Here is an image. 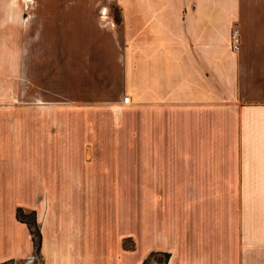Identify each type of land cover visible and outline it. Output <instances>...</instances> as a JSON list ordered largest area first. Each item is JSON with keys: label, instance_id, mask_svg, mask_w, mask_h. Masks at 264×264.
<instances>
[{"label": "crops", "instance_id": "obj_1", "mask_svg": "<svg viewBox=\"0 0 264 264\" xmlns=\"http://www.w3.org/2000/svg\"><path fill=\"white\" fill-rule=\"evenodd\" d=\"M23 3L0 264L33 261L18 207L38 212L36 264H264V0Z\"/></svg>", "mask_w": 264, "mask_h": 264}, {"label": "rangeland", "instance_id": "obj_2", "mask_svg": "<svg viewBox=\"0 0 264 264\" xmlns=\"http://www.w3.org/2000/svg\"><path fill=\"white\" fill-rule=\"evenodd\" d=\"M23 2L24 0H0V45L3 44V48L0 50V93L2 94V96L10 95L9 86L12 87V91L22 88V83L19 84L18 81L20 77L19 76L20 73L18 71L19 66L9 67L7 66V63H8V59L10 58V55H16V56L20 55L22 56L21 59H23L22 49L18 50V46L15 45L16 51H14L13 47H11L12 43L20 44L23 42L24 27L30 26V22L27 21V19L23 18L22 16L24 12ZM111 11L113 14L116 11V13L120 15L119 8L116 5H112ZM16 59H18V57H16ZM14 63H16V61H14ZM20 69H22V67ZM9 70L12 71V74L8 76ZM13 71H15V74ZM12 93L13 92H11V94ZM22 101H23L22 98L20 99L10 98V100L8 98L0 99V102H10V103L14 102L16 104H19ZM127 197H128L127 218L130 221L135 219V202H134L135 196H127ZM33 210L35 212H33ZM25 212L26 213L33 212L34 214L32 215L36 219V223H37V225L33 224V232L31 233L32 240H34L33 241L34 250L32 253L33 261L30 263V264H36V260L40 259V255L42 252V241H41L40 250H38L39 236L37 235L38 231L41 232V237L43 239L42 225L39 222L37 210L35 209L25 210ZM32 218L33 217H29V218L26 217L25 220L33 221L34 219ZM126 239L133 240L135 244V240L132 236H128L127 238L124 239V241ZM133 249H135V247ZM164 253L165 252H154L152 256L150 254L149 257L146 259L145 264H166L168 261L166 262ZM27 262L28 261H26L25 259H22L21 261H18V264H26ZM6 264H17V263L15 260H10Z\"/></svg>", "mask_w": 264, "mask_h": 264}, {"label": "trees", "instance_id": "obj_3", "mask_svg": "<svg viewBox=\"0 0 264 264\" xmlns=\"http://www.w3.org/2000/svg\"><path fill=\"white\" fill-rule=\"evenodd\" d=\"M114 16H115V20H116L117 22H120V21H121V17H120L119 14L116 13V11H115V13H114ZM33 212H35V211L33 210ZM33 212L26 213L25 210H24V208H22V207H18V208H17V212H16V216H17L18 220H20L21 222L26 223V224L28 225V227H29L31 233L33 232V224L37 225V223H36V219H35L34 216L32 215V214H34ZM26 217H28V218H29V217H33L32 219H34V220H33V221H27V220H25ZM37 229H39V228H37ZM37 235L39 236L38 250H40L41 241H42L41 232L38 231V234H37ZM33 239H34V238H33ZM33 241H34V240H33ZM124 246L127 247L128 249H133V248L135 247V244H134L133 240H131V239H126V240L124 241ZM153 254H154V252L151 254V256H152ZM164 255H165V258H166V262H167L168 259L170 258V254H169L168 252H165ZM145 262H146V261H145ZM144 264H145V263H144Z\"/></svg>", "mask_w": 264, "mask_h": 264}, {"label": "built area", "instance_id": "obj_4", "mask_svg": "<svg viewBox=\"0 0 264 264\" xmlns=\"http://www.w3.org/2000/svg\"><path fill=\"white\" fill-rule=\"evenodd\" d=\"M232 46L234 50H239L241 46V37L237 28L233 29L232 32ZM123 101L125 104H128L130 102V97L125 96Z\"/></svg>", "mask_w": 264, "mask_h": 264}]
</instances>
